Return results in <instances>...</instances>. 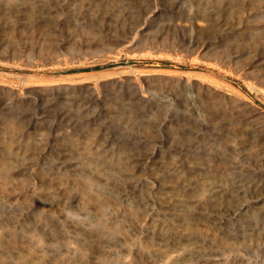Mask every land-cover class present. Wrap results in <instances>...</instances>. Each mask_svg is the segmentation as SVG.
<instances>
[{
	"label": "bare ground",
	"instance_id": "obj_1",
	"mask_svg": "<svg viewBox=\"0 0 264 264\" xmlns=\"http://www.w3.org/2000/svg\"><path fill=\"white\" fill-rule=\"evenodd\" d=\"M150 1L157 0H0L4 8L13 6L10 12L0 7V32L5 29L1 23L14 32L9 40L0 35V61L19 63L35 48L55 55L49 39L55 32L45 33V25L39 24L44 15L55 20L58 14L57 24L71 20L69 40L94 46L73 54L70 62L116 59L121 54L117 45L140 56L166 54L161 51L191 55L200 30L214 22L203 2L177 0L168 9L156 10ZM235 4L231 0L214 7ZM173 19L184 21V27L189 24V39L171 38L159 28V34H152L150 25ZM235 25L225 38L253 29L240 21ZM15 32H23L24 38ZM78 41L71 47L74 53L84 48ZM255 50L264 52V46ZM217 52L210 58L217 57L223 66L248 53L233 52L229 45ZM259 59L244 73L253 74L262 64L256 63ZM21 63L39 65L31 59ZM147 77L158 85L145 86L132 76L113 80L105 94L91 86L53 83L28 104L0 84V264H140V256L124 254L138 240V249L159 255L155 262L160 264H200L190 257L168 261L164 256L173 246H182L180 253L190 255L188 245L196 238H207L211 229L229 234L244 217L252 232L264 227V138L255 134L264 129V115L256 117L262 126L253 127L242 115L250 107L248 101L218 92L204 81L193 82L190 92L189 79L184 83L181 77L150 75L146 83L152 80ZM259 81L264 82V75ZM238 101L244 104L231 103ZM31 156L43 162L35 177L28 174ZM254 207L261 208L250 217L258 220L248 216ZM43 232H63L66 245L77 242L71 250L67 246L65 252L49 256ZM260 232L264 234V228ZM242 259L239 264H248Z\"/></svg>",
	"mask_w": 264,
	"mask_h": 264
},
{
	"label": "rangeland",
	"instance_id": "obj_2",
	"mask_svg": "<svg viewBox=\"0 0 264 264\" xmlns=\"http://www.w3.org/2000/svg\"><path fill=\"white\" fill-rule=\"evenodd\" d=\"M175 1L177 0H157L155 3L153 1L150 2L153 3L156 10H164L170 8L169 5H173ZM227 1L231 0H201V2H203V7L207 8V10H205L206 16L212 14L214 22L209 26H204L200 30L195 50L191 55L184 52H174L175 54H171L173 52L168 53L167 51H161L166 52V54L157 53L155 55L140 56V54H138L139 52L123 51V46L117 45L116 49H121V54L118 58L94 64L69 61L70 56L73 54H83L86 52L82 51H91L94 48V46L88 47V42L86 40H69L70 35H68V31L71 27L68 26L71 25L70 18L67 21L61 20L64 22L57 24L56 19L60 18V16H58L59 14L54 15L55 20L51 19L50 16L48 17L47 15H44L46 17H43L44 19L40 20L41 23L39 24V27H42L44 24L45 27L43 28L45 33L49 30L55 32L54 38L49 37V39L51 40V48H53V52L56 54L53 55L46 51L39 52L38 48H35V52H33L34 54L32 56L29 58L21 56L19 63L10 64L0 61V84H3L6 88L14 89L16 91H14V93L18 95L17 99L28 104V101H31L33 98H40L45 94L43 90L45 85L53 83L70 82L77 86L76 89L83 88L85 85L91 86L100 89L99 91L102 92V94H105V89H108V85L116 79L125 80V78L136 76L139 83L142 82L145 86L148 85L151 88H155L156 85H158L157 81L154 80L155 78L147 77L152 80H149V82L146 83L144 82L146 76L168 74L174 78H183L184 83H186L185 80L189 79L190 84L187 85L186 89L190 92H193V87H195L193 82L204 81V83L210 84L212 87L215 86L218 89V92L225 91L230 94L229 96H236L242 100L248 101L250 107L247 108L242 115L251 120L250 123L253 127H258L262 123L259 122L261 118L256 117H259V114L262 116L264 115V82L261 83L259 81L261 76L264 75V52H259L258 50H255V48L257 45L264 46V37H261L264 35V0H262V3L261 0H233L236 3L234 7H226L225 9L214 7L222 5ZM257 1L259 3L255 4ZM141 6L145 7L143 4ZM0 7L4 8L1 5ZM12 7V5H6V8L4 9L7 12H10ZM34 10H37L36 15H38L40 10L39 6L34 8ZM174 11L176 14L177 12H181L177 8H175ZM20 12L22 14H28L30 10L24 9L23 11L20 10ZM177 16L179 15L177 14ZM217 21H222L223 23L218 25V23H216ZM239 21L241 22V25L248 24L253 29L249 32L246 31V33H248H245L244 35L233 37L228 36L225 38L224 33L229 30V26L235 25ZM183 23L184 21L173 19V21L167 23L150 26L154 31L152 34L158 33L157 28H159L161 32H169L168 34L171 38L175 36L177 40L183 38L189 39L192 28L189 24H185L186 27H184ZM12 25L13 24L9 23L7 26L12 27ZM20 25L21 22H19L16 27H19ZM1 26H4L5 29L1 30L0 35L6 40L12 39L10 33L13 31L7 29L6 24L4 23H1ZM236 27L237 25H235L234 28ZM26 32H28V36L22 35L23 32L15 33L21 35L23 38L24 36L29 38L30 30H27ZM149 32H152V30L149 29ZM74 33V31H71L72 35ZM76 41L80 42L84 48L74 53L71 50V47L74 46ZM81 41H84L85 43ZM219 42L222 43L220 44ZM228 45L233 52L239 50V52L248 51V53L242 57H235V59H233V61L227 66H223L217 57L210 58L212 51H218L220 53V51L226 49ZM54 56H56V58H54ZM82 56L83 55L80 57ZM258 57L261 59L256 63L262 62V64L259 63L253 74H245L243 71L244 68ZM27 59H31L33 63L39 65L32 67L21 63V61ZM57 59L61 62L54 64L49 63V60L54 61ZM42 61H44V65H41ZM158 82H160V84H165V82L161 80ZM172 82L174 81L172 80ZM62 93L64 92H59L60 95ZM202 97H207V94L203 92ZM215 98L220 99V97H214V99ZM231 103L238 105H241V103L244 104L242 101ZM238 105L233 106H235L234 108H237L236 106ZM255 134L264 138V129L262 128L260 131L255 132ZM238 156H240V154L237 152L235 157L239 158ZM241 156L243 158L241 160H245V162L248 161L246 155L245 158L243 155ZM235 157L234 159H236ZM41 161L42 159L31 156L30 160L27 162L29 165L33 166H31V170H29L28 174L31 172L33 177H35V172H38V170L41 169V164L43 166V162ZM73 171L74 170H71V172ZM78 172L79 171H74V173ZM159 201H162V199L155 200V202ZM261 204L263 203H259L257 206H260ZM259 208L261 207H254L248 216L250 217L253 212L257 213ZM250 218L258 220L256 215H252ZM248 219V217H244L242 221L232 225L229 234H220L211 229L207 238H196L188 245V247L192 249L190 255L187 253L183 256L180 253L182 246H173L171 248L172 250L164 256V260L170 261L175 257V259H184L183 261H185V259L190 257L200 264H239V260L243 258L242 260L248 264H264V234H261L260 232L264 227L252 232V227L249 224ZM55 221L58 222V220ZM206 226L207 228L209 227L208 225ZM142 235L143 232L141 231L139 236L141 237ZM42 238L46 242V252L49 256L58 250L65 252L67 246L71 250L77 242L73 240L74 242L71 241L69 245H66L63 232H43ZM174 238L176 240L184 241L178 236H174ZM114 245L118 246L119 249L123 248L122 245L115 240ZM138 246L139 240L137 244H133L127 249L124 254L127 255L129 252H133V255L136 254L137 256H140L142 264H149L147 262L150 261L155 262V260L160 257L157 254L153 255L141 251L138 249ZM72 254L73 252L66 255V257H69ZM155 263L160 264L157 261ZM170 264L174 263L171 262ZM182 264H185V262Z\"/></svg>",
	"mask_w": 264,
	"mask_h": 264
}]
</instances>
